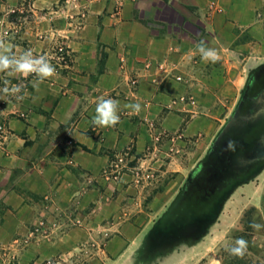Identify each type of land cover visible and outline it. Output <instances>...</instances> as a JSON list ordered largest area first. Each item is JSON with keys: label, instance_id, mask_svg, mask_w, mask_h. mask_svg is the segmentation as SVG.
Wrapping results in <instances>:
<instances>
[{"label": "crops", "instance_id": "obj_1", "mask_svg": "<svg viewBox=\"0 0 264 264\" xmlns=\"http://www.w3.org/2000/svg\"><path fill=\"white\" fill-rule=\"evenodd\" d=\"M0 39L17 55L46 56L57 73L39 83L0 73V264H96L73 254L88 247L73 239L88 235L95 218L92 195L79 197L85 176L130 148L143 155L158 131L216 136L220 111L185 125L190 106L182 99L235 110L264 65V0H0ZM200 40L218 51V62L201 59ZM171 48L180 51L171 64L184 83L157 67ZM11 85L22 86L23 99L3 93ZM101 96L119 101L115 127L91 123ZM137 102L138 115L125 107ZM245 186L254 195L240 202L264 218V186ZM79 219L86 230L76 227ZM151 232L142 230L103 264H222L211 253L219 240L211 226L181 252L151 249Z\"/></svg>", "mask_w": 264, "mask_h": 264}, {"label": "rangeland", "instance_id": "obj_2", "mask_svg": "<svg viewBox=\"0 0 264 264\" xmlns=\"http://www.w3.org/2000/svg\"><path fill=\"white\" fill-rule=\"evenodd\" d=\"M195 101V105L184 103L190 106L183 108L187 116L185 125L193 120L200 121L206 114L220 111L222 121L216 125L218 130L221 125H226L233 114L234 107L230 103L224 105L217 102L212 104V108L204 109L203 104L198 105L199 100ZM157 133H153L155 135L143 155H136L130 148L120 155L112 156L101 172L85 176L88 180L82 181L79 197L92 195L94 205L91 208L95 212V218L88 235L73 239V242L80 240L79 243L88 244L87 248L73 253L78 256L79 261L93 257L96 264H103V261L118 256L120 250L142 230L150 228L152 231L183 192L190 176L206 158L219 134L218 132L215 136L213 133L209 137L197 133L193 138H186L182 132ZM203 155L204 158L196 165ZM256 172L243 179L241 185L244 186L237 192V186L233 189L220 207L216 219L206 228L204 236L198 239L186 238L172 245L162 246L161 250L184 251L197 240L203 239L211 226L212 233L217 234H213L212 239L219 237L218 242L213 243L211 253L219 262L264 264V229L256 231L249 226L254 219L257 223L264 224L262 209L240 202L242 198L246 200L254 195L246 190L245 185L264 186V175L255 176ZM85 222L86 220L79 219L75 225L86 230ZM241 237L248 241L247 251L242 257L234 256L229 249ZM54 259L63 261L61 257Z\"/></svg>", "mask_w": 264, "mask_h": 264}, {"label": "trees", "instance_id": "obj_3", "mask_svg": "<svg viewBox=\"0 0 264 264\" xmlns=\"http://www.w3.org/2000/svg\"><path fill=\"white\" fill-rule=\"evenodd\" d=\"M225 132L226 128L220 137ZM231 158L226 146L218 148L216 143L210 149L167 215L152 230L151 249L172 245L186 238L204 236L206 228L216 219L229 194L243 181L242 173L234 170Z\"/></svg>", "mask_w": 264, "mask_h": 264}, {"label": "clouds", "instance_id": "obj_4", "mask_svg": "<svg viewBox=\"0 0 264 264\" xmlns=\"http://www.w3.org/2000/svg\"><path fill=\"white\" fill-rule=\"evenodd\" d=\"M14 45L11 42L0 39V73L7 72L9 75L20 74L24 77L35 76V83L43 82L45 79L52 78L57 75L55 67L51 64L46 56H35L31 49L23 51L20 55L14 52ZM196 49L205 62L216 63L220 56L215 48L207 46L204 40H200ZM7 83V82H6ZM3 93L16 95L18 99H23L19 94L22 92L21 85H11V87H4ZM134 114H139L142 111L141 104L131 103L125 105ZM120 104L118 100L112 98H105L101 96L98 98L95 107V114L92 117L91 123L94 126L108 128L115 127L120 123ZM228 150H235V142H228ZM252 229L259 231L264 229V224L257 223L255 219L249 225ZM248 241L243 237L235 240V246L229 249L230 254L242 257L247 251Z\"/></svg>", "mask_w": 264, "mask_h": 264}, {"label": "flooded vegetation", "instance_id": "obj_5", "mask_svg": "<svg viewBox=\"0 0 264 264\" xmlns=\"http://www.w3.org/2000/svg\"><path fill=\"white\" fill-rule=\"evenodd\" d=\"M225 128V134L220 137ZM229 141L235 142L234 151L228 150ZM216 143L218 148L226 146L234 170L242 173L241 179L264 165V65L250 75L237 107L213 146Z\"/></svg>", "mask_w": 264, "mask_h": 264}, {"label": "built area", "instance_id": "obj_6", "mask_svg": "<svg viewBox=\"0 0 264 264\" xmlns=\"http://www.w3.org/2000/svg\"><path fill=\"white\" fill-rule=\"evenodd\" d=\"M60 53H65L64 48H60L59 49ZM180 54V51L175 49V48H171L170 49V54L169 56L166 58L165 62L161 65V66H157L159 68V70H163V71H169L168 75L174 77V79L178 82V83H184L185 78L182 75L176 74V69H177V65L176 64H171V60H172V56L173 55H177ZM124 67V65H123ZM153 64L151 62H147L145 64V69H152ZM133 85L137 84V81H133L132 82ZM183 103H189L191 105H195L196 101L193 97H185L182 99Z\"/></svg>", "mask_w": 264, "mask_h": 264}]
</instances>
